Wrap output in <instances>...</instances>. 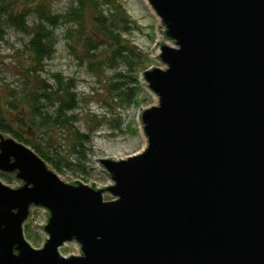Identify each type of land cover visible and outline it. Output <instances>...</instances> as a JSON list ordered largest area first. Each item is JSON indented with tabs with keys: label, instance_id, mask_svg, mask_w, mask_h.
<instances>
[{
	"label": "water",
	"instance_id": "water-1",
	"mask_svg": "<svg viewBox=\"0 0 264 264\" xmlns=\"http://www.w3.org/2000/svg\"><path fill=\"white\" fill-rule=\"evenodd\" d=\"M146 1L171 43L142 75L146 145L100 158L99 188L0 132L18 184L0 179V264H264V0ZM35 209L40 248L24 235Z\"/></svg>",
	"mask_w": 264,
	"mask_h": 264
},
{
	"label": "rangeland",
	"instance_id": "rangeland-1",
	"mask_svg": "<svg viewBox=\"0 0 264 264\" xmlns=\"http://www.w3.org/2000/svg\"><path fill=\"white\" fill-rule=\"evenodd\" d=\"M117 3L129 22V29L121 32V42L133 54H125V60L115 58L111 62L114 51L110 40L97 32L91 12L87 10L83 28L74 23H62L54 30L55 53L44 62V70L40 72L26 49L32 27L37 22L35 12L41 7L53 14L65 15L76 3L74 0H0L3 13L0 17V94L3 103L12 97L19 110L22 109V120L31 121L29 95L38 88V81L44 80L55 87L53 74L73 81L77 108L69 114L74 116L72 127L50 124L34 126L23 133L57 163L58 170L46 161L63 180H78L99 188L112 185L101 171L100 158H126L141 152L146 145L138 116L142 109L156 105L157 97L147 88L142 75L152 67H163L157 57L159 43L171 44L163 37L161 21L145 0H117ZM105 10L103 16L108 18L113 11ZM9 13L15 16L25 13L27 31L8 25ZM117 21L113 23L122 29L123 25ZM88 39L98 43L96 50L88 51ZM18 111L13 113L18 115ZM77 131L89 136L83 148L78 147ZM33 145L27 146L33 149ZM0 179L18 185L5 175L0 174ZM111 199L109 193L105 194V201ZM44 220V211L35 209L24 226V235L34 248H40L46 237L33 226L35 222L43 225ZM62 252L65 256L72 252L80 254V248L76 243L67 244Z\"/></svg>",
	"mask_w": 264,
	"mask_h": 264
},
{
	"label": "trees",
	"instance_id": "trees-1",
	"mask_svg": "<svg viewBox=\"0 0 264 264\" xmlns=\"http://www.w3.org/2000/svg\"><path fill=\"white\" fill-rule=\"evenodd\" d=\"M74 2L76 6L72 7L65 15L53 14L41 7L35 12L37 22L32 27L26 49L34 57V63L38 71L42 72L44 70V62L49 60L55 53L57 37L54 35V30L62 23H74L78 28H83L85 11L87 10L91 12L92 23L97 32L110 40V45L114 51V57L111 59V62H114L115 58L125 60V54L126 56L130 53L133 54V51L121 42V32L129 29V22L125 18L124 12L117 3V0H74ZM105 8H108L109 12L113 11L108 18L103 16V13L106 11ZM2 15L3 13L0 10V17ZM26 18L27 15L25 13L16 16L11 13L7 14L8 25L15 26L18 30L22 31H27L28 28ZM116 21L123 25L122 29L119 25L117 26L113 23ZM97 44L93 39H88V51L96 50ZM51 78L54 81L55 87L48 85L44 80H40L38 81V88L29 95V107L32 112L31 121L22 120V118L24 119V115L21 113L22 109L19 110L16 106V100L9 97L10 101L7 100L3 103L2 95L0 94V132L10 134L26 145H33L28 136L23 133L25 129H30L34 126L44 127L50 124L62 127L70 125L72 127L74 116L69 114L77 108L76 85L71 80L65 81L60 74H53ZM52 108L54 110L50 111ZM15 111H18V115L13 113ZM15 117L16 119H14ZM75 134L77 136L78 147L83 148L84 141L89 140V136L80 134L78 131ZM33 149L40 157L51 164L54 169H59L57 163L48 155H45L41 148L33 145ZM75 150L81 157L85 158L81 151Z\"/></svg>",
	"mask_w": 264,
	"mask_h": 264
},
{
	"label": "bare ground",
	"instance_id": "bare-ground-1",
	"mask_svg": "<svg viewBox=\"0 0 264 264\" xmlns=\"http://www.w3.org/2000/svg\"><path fill=\"white\" fill-rule=\"evenodd\" d=\"M146 1V0H145ZM146 3H147V1H146ZM116 158H118V157H116ZM119 159V158H118Z\"/></svg>",
	"mask_w": 264,
	"mask_h": 264
}]
</instances>
